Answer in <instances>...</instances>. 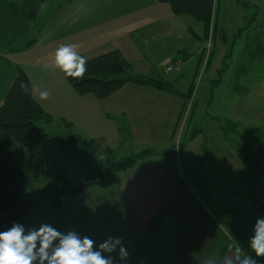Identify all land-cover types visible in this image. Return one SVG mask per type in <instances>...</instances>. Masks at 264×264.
I'll return each instance as SVG.
<instances>
[{"label":"rangeland","instance_id":"obj_1","mask_svg":"<svg viewBox=\"0 0 264 264\" xmlns=\"http://www.w3.org/2000/svg\"><path fill=\"white\" fill-rule=\"evenodd\" d=\"M250 2L259 6L257 16L255 15L257 9L254 7L246 10L239 5L240 3L237 4L236 0H222L221 8L215 12L213 21L215 33L212 40L211 36H206L202 24L187 14L180 17L185 20L190 18L194 29L175 28L172 31V38L176 37L175 33L181 34L183 49L186 47L184 43L192 40L199 47L203 46L204 50L212 52V59L205 74L200 80L198 77L195 80L197 89L192 97V102L191 98L187 101L188 105H186L184 116L187 121L184 127L181 125V131H183L181 139H183L184 145L179 147L180 150L182 149L181 151L176 148L178 155L172 156V158L178 170L176 172L178 177L181 174L183 181L191 182L199 201L220 221L219 211L228 209L231 200L243 204L244 209L253 217L264 216V122H262L264 120V50L261 49L262 46L264 47V0H250ZM77 4L88 10L93 8L115 11L116 18L121 19L122 24L135 29L149 24L150 8L158 7L163 11L165 20L162 22L165 24H175L174 21H180L177 17L180 14L176 15L173 12L169 2L158 0H77ZM73 15L75 16V13ZM93 15L96 16L95 13ZM73 19L70 23L63 17H58L57 20H52L50 17L46 20V30L49 29L52 32L55 25H58L64 37L71 35V43H75V40L79 41L77 43L80 45L79 49L85 47L84 42L86 45H92L99 39H104L103 30L97 32L95 28L92 29L89 16L81 17L76 25ZM113 23L103 24L101 28L105 30ZM176 25L180 27L179 23ZM79 26L84 30H81ZM77 27L78 34L75 31ZM86 31L89 33H85ZM198 34L199 36L196 37L195 35ZM68 39L69 37H67V42ZM174 43L179 49H182L176 42ZM166 45L171 50L174 47L173 39L169 41V45L166 41ZM34 55L36 57V51L33 53L31 51L30 58ZM185 56L183 52L179 58L184 60ZM130 60L135 74L164 71V75H161L160 78L170 79L181 70V64L174 65V60L169 56L159 57L152 63L144 61L141 56ZM168 66L174 67L169 73L164 70ZM188 66L190 76L195 73L197 65L193 61ZM216 78L221 79V82L212 87V82ZM52 81L49 80L53 83ZM55 86L57 88L47 99L49 102L45 100L44 103L50 113L53 115H55L54 112L56 113L55 117L52 115L55 120L52 123L58 125L43 124L50 132L51 140L45 146L34 149L27 148L32 164L40 173L34 191V200L41 203L37 213L34 214L35 223L25 225V227L48 223L61 232L73 230L81 236H89L96 241L97 245L109 236L116 237L117 231L122 232L123 237H126L132 233L130 224L126 223L128 219L121 217L122 213L118 208L105 205L101 200L110 198L108 190H106L109 185L121 181L124 177L125 179L131 177V174H127L129 170L125 171L126 173L120 171L103 178L100 177L97 182L76 195L68 196L63 191L77 185L84 178L87 180L82 181L90 182L92 176L87 177V168L78 157L60 147L62 139L59 138L58 133L66 131L64 121L59 119L62 115L61 108L64 109L65 116L76 115L70 113L72 110L69 111L71 100L70 102L68 100V90L61 83H57ZM190 86L191 84L189 88ZM189 88L188 92L191 91ZM183 98L185 99V97ZM96 117L102 118L103 116L99 114ZM228 120H231L230 123L227 122ZM233 121L239 124L238 128L233 126ZM248 126L254 130H248ZM196 128L201 129V134L192 142L187 143L192 130L194 131ZM107 130L109 137L106 144H99L91 140V146L96 150L93 162L95 174L114 155L122 157L144 150V147L130 148L125 144L120 147L121 149L118 148L117 152L110 151L105 154L106 148L110 149L121 143V136L117 134L115 128L109 127ZM219 133L223 136L222 141L220 140L221 147H217V143H215L219 142L217 140L220 136ZM176 139L177 137L175 142ZM156 152V154L162 153L160 150ZM184 152H186L189 163L197 167L193 170L201 178V187L193 184L188 175L189 172L181 165ZM194 157L195 160H193ZM142 159L136 162L140 161L139 168L142 166ZM176 169L174 170L176 171ZM141 175L142 173L137 174L139 179L140 177L144 178ZM145 181L148 179L141 180V182ZM104 188L106 189L104 190ZM232 213L233 211H230L229 215ZM117 216H119L118 221L115 220ZM121 218L123 227L122 222L119 223ZM133 227L139 229L137 225ZM223 228L230 233L226 225ZM238 243L246 251H249L243 246V243L240 241ZM104 255L109 254L105 253ZM111 255L116 256L117 253ZM136 256L138 255L133 256L134 260Z\"/></svg>","mask_w":264,"mask_h":264},{"label":"crops","instance_id":"obj_2","mask_svg":"<svg viewBox=\"0 0 264 264\" xmlns=\"http://www.w3.org/2000/svg\"><path fill=\"white\" fill-rule=\"evenodd\" d=\"M91 9L78 6L77 0H0V107L4 104L5 96L17 76L18 67H21L31 80L32 90H38L35 97L37 100L39 91L49 90L52 95V91L57 88L55 84L64 85L68 90L69 102L71 100L69 111L72 110L70 113L76 116H65L64 109L61 108L62 115L59 119L72 122L75 132H80L90 141L106 144L109 137L107 128H115L117 134L121 136V143L111 148L108 146L110 149L106 148L105 154L110 151L117 152L118 148L125 144L130 148L144 147L152 151L162 152L168 149L178 136L181 124L186 122L185 99L159 87L132 82L124 84L104 99H97L90 94H78L64 73L53 65V52L61 44L71 43V35L64 37L58 25H55L52 32L49 29L46 30V20L50 17L52 20L63 17L72 23L74 18L76 25L81 17L89 16L92 29L95 28L97 32L103 30L105 37L92 45H86L84 42L85 47L78 51L87 58L120 50L130 62L131 58L136 59L141 56L144 61L152 63L159 57L169 56L173 60L175 56L184 52L186 55L184 60L181 58L178 60H182L181 70L169 79L181 92H186L194 78L195 73L189 76L188 65L193 61L196 65L199 64L203 46L201 48L190 40L184 43L186 47L183 49L181 34L175 33L176 37L172 38V31L175 28L182 30L193 28V22L190 18L185 20L180 17L186 14H176L182 22L174 21L175 24H165L162 22L165 20L163 11L156 7L149 9L151 15L149 24L135 29L122 24L121 19L116 18L115 11ZM108 22L114 23L107 29H102L101 26ZM178 23L180 27L176 25ZM79 27L84 30L81 26ZM75 31L78 34V27ZM67 37H69L68 42ZM171 39H173L174 47L170 50L166 41L169 45ZM174 42L182 49H179ZM175 47L177 48L174 49ZM31 51L32 53L36 51V57L34 55L30 58ZM45 64L49 65L47 69L44 68ZM163 72L152 73L151 71L145 74L160 77L164 75ZM49 80H53L54 84ZM39 102L50 113L44 103L46 101ZM54 114L55 117L56 113ZM99 114L103 117H96ZM247 128L254 130L251 126ZM61 133H58L59 138ZM200 134L201 130L193 140ZM222 138L220 134L217 138L219 142H215L217 147H221ZM233 141L235 142L234 139ZM30 156L29 153L31 161ZM172 156L164 152L151 154L142 159L140 168L139 161L132 168L125 170H129L127 174H131L130 178L124 177L121 181L109 185L107 189L104 188L108 190L110 198L102 199V203L118 208L122 213L121 217L128 219L126 223L130 224V231H132L130 235L123 237V233L119 231L116 235L123 239L129 252L127 264L136 254L140 242L148 235L151 221L157 218L160 220L155 232L147 239L141 253L135 260L133 259L131 264H202L203 260L213 253L220 256L230 255L229 246L227 247L221 233L201 207V202L194 199L191 194L192 192L195 195L191 182L187 183V190L184 191ZM181 160V165L189 172L186 174L190 176L193 184L201 187V178L193 170L197 167L189 163L186 152ZM125 171L122 172L126 173ZM136 173H142L141 176L144 178L139 179ZM142 179H148V181L141 182ZM207 212L211 215L208 209ZM118 219L119 216L115 218L116 221ZM120 222L123 227L122 218ZM134 225L139 226V229L134 228Z\"/></svg>","mask_w":264,"mask_h":264},{"label":"trees","instance_id":"obj_3","mask_svg":"<svg viewBox=\"0 0 264 264\" xmlns=\"http://www.w3.org/2000/svg\"><path fill=\"white\" fill-rule=\"evenodd\" d=\"M162 1L169 2L175 14H187L193 17L194 20L200 22L206 36H211L212 40L215 33L213 29L214 16L215 12L221 8L222 0ZM236 3H240L239 5L246 10L250 7L256 8V16L259 13V6L251 3L250 0H236ZM261 49L264 50V47L262 46ZM211 53L208 50H201V56L199 55L201 59L197 65L194 78L191 81L190 92H188V89L186 92L179 91L175 83L169 79L148 74H135L130 61L120 50H113L93 58H87V71L83 79L75 80L70 77L67 78L78 93L81 95L90 94L97 99L106 98L128 82L153 87H158V84H160L161 86L159 88L162 90L182 98L185 97L186 105H188L187 101L191 98L190 101L192 102V97L197 89L195 84L196 78L198 77L200 80L210 65L212 59ZM178 56L173 58L174 65H179L182 62V60L178 61L180 59ZM252 57L254 58V55ZM219 72L221 73L220 70ZM220 82L221 79H214L212 87ZM21 83L28 84L30 89L28 93H25L21 89ZM53 120V116L33 97L29 76L21 67H18L17 76L5 96L4 104L0 107V231L9 228L13 221L24 225H31L36 221L34 214L37 213L38 206L41 202L38 203V201L34 200V191L36 190L40 173L29 160L27 148L34 149L49 143L51 134L43 124H51ZM230 121L228 120L227 122L230 123ZM184 124H181L182 127H184ZM65 126L66 131L60 134L62 139L60 147L82 161L88 171L86 173L87 177L92 176L90 178L92 184L97 182L100 177L103 178L112 173L125 171L134 166L139 159L157 153L151 149H144L140 153L120 158L114 155L105 165H102L100 168L98 167L100 171L95 174V165L93 162L96 150L91 146V141L81 133L75 132L72 128V122L65 121ZM233 126L238 128L239 124L233 121ZM200 130L197 128L194 131L192 130L189 140H193L194 136H197ZM182 132L180 128L176 142L173 141L171 146L162 151V153L164 152V154L173 156L178 155L176 148L184 145V141L181 139ZM179 178L182 182L183 177L180 176ZM82 180H87V178ZM189 182H182L184 191L187 190V183ZM63 191L65 192V190ZM191 194L194 199L199 201L192 192ZM201 207L211 218L216 229L221 233L223 239L226 241L227 247L231 242L229 240V236H231L232 239L237 242L240 241L247 248L248 239L252 235V229L257 217L249 215L244 209L243 204L231 200L228 209L219 211L221 221L216 216H213V214L209 215L202 202ZM230 211H233L231 215H229ZM159 220L160 218L151 221L148 235L140 242L135 255L141 253L147 239L155 232ZM225 225L229 228L230 233L224 230L223 226ZM226 249L223 250V253ZM247 250L249 249L247 248ZM133 259L129 264L133 262ZM257 259L259 260V264H264V258Z\"/></svg>","mask_w":264,"mask_h":264},{"label":"clouds","instance_id":"obj_4","mask_svg":"<svg viewBox=\"0 0 264 264\" xmlns=\"http://www.w3.org/2000/svg\"><path fill=\"white\" fill-rule=\"evenodd\" d=\"M79 47L77 43L61 44L55 49L53 58V65L75 80L83 79L87 71V57L79 53ZM48 67L44 65L45 69ZM21 89L25 93L30 91L27 83H21ZM37 91L32 90L34 98ZM50 96L49 90L38 92L39 101ZM229 240L230 255L213 253L202 264H259L257 258H264V217L256 218L247 244L250 251L231 236ZM105 253L109 255L105 256ZM128 257L121 237L109 236L97 245L89 236H81L73 230L61 232L48 223L26 228L16 221L0 231V264H127Z\"/></svg>","mask_w":264,"mask_h":264},{"label":"water","instance_id":"obj_5","mask_svg":"<svg viewBox=\"0 0 264 264\" xmlns=\"http://www.w3.org/2000/svg\"><path fill=\"white\" fill-rule=\"evenodd\" d=\"M161 85L158 84V87H160ZM91 182H85V181H82L80 183H78L75 187H72L68 190L65 191V193L68 195V196H72V195H76L77 193L83 191L84 189L88 188L89 186H91Z\"/></svg>","mask_w":264,"mask_h":264},{"label":"built area","instance_id":"obj_6","mask_svg":"<svg viewBox=\"0 0 264 264\" xmlns=\"http://www.w3.org/2000/svg\"><path fill=\"white\" fill-rule=\"evenodd\" d=\"M174 69V67L173 66H168V68H167V72L169 73L170 71H172ZM191 105V104H190ZM190 105H189V107H190Z\"/></svg>","mask_w":264,"mask_h":264}]
</instances>
